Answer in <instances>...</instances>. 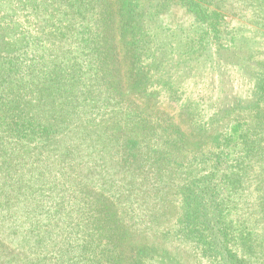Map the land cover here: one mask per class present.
I'll return each mask as SVG.
<instances>
[{"label": "trees", "instance_id": "obj_1", "mask_svg": "<svg viewBox=\"0 0 264 264\" xmlns=\"http://www.w3.org/2000/svg\"><path fill=\"white\" fill-rule=\"evenodd\" d=\"M173 1L184 4L200 25L165 27L162 14ZM225 18L214 0H0V153L17 157L0 158V180L3 175L9 178L8 171L20 176L0 181V237L6 233L10 241L7 251L1 250L35 254L42 245L48 248L53 231L63 225L71 231L54 234L61 237L60 264H122L126 235L110 211L116 207L115 195L94 197L98 178L89 177L108 168L111 174L120 173L118 187L128 196L124 208L130 212L124 223L132 224L136 204L146 207L144 201L134 203L138 196L151 198L153 206L148 207L156 213L160 195L174 190L181 213L173 239L192 242L209 264H251L248 258L264 254L259 228L235 217L240 215L236 201L245 196L259 162L256 156L264 159V19L263 31H258L235 28ZM247 42L254 50L249 52L263 59L254 61L257 58L248 55ZM120 46L127 56L122 63L129 68L126 88L121 61L113 55ZM244 57L254 66L256 78L247 101L233 94L236 69ZM133 71L135 78L141 77L136 83ZM136 89L154 103L148 109L153 112L143 109L136 115L131 97ZM163 101L188 114L198 131L230 118L206 144L208 157L202 162L210 165L207 172L182 177L197 159L176 161L186 138L170 123L174 116L164 115ZM119 112L122 119L117 118ZM50 135L53 142L46 139ZM34 142L53 147L48 157L61 164L88 157L92 168L71 187L77 189L66 187L72 173L65 166L48 172L38 150L36 155L25 150ZM58 144H64L61 157L53 153L59 151ZM26 187L29 195L20 197ZM10 192L16 193L15 206ZM50 193L53 216L45 217L42 225L33 221L38 215L34 213ZM8 224L15 229L8 231ZM70 237L87 239L75 256L69 252L73 246H67ZM13 240L18 245L12 246ZM28 259L25 256L24 263ZM154 261L169 264L144 251L135 252L130 264Z\"/></svg>", "mask_w": 264, "mask_h": 264}, {"label": "rangeland", "instance_id": "obj_2", "mask_svg": "<svg viewBox=\"0 0 264 264\" xmlns=\"http://www.w3.org/2000/svg\"><path fill=\"white\" fill-rule=\"evenodd\" d=\"M178 1H173L169 8L165 10V12L162 14L161 21L163 22V25L167 28H177L176 30H179L178 28L181 27H189L190 25H193L195 27L196 25H200V23L196 20L195 18L188 13V11L185 9L184 4H179L177 3ZM215 6L220 9L222 15H224L225 21L230 24V26H234L235 28H242V29H252V30H258V31H263V27L261 28L260 26L262 25V21L264 17L261 15L264 13V7H262V0H214ZM220 7V8H219ZM264 15V14H263ZM115 24V21H114ZM116 25V24H115ZM114 35H117L115 33ZM118 37V35H117ZM120 41L119 38L115 39V43L118 44ZM245 49L247 50L248 55H251L257 59L254 61H259L263 59V56H257L253 55V53L249 51H254L253 46H251L248 42L247 45L245 44ZM250 47V48H249ZM117 51V52H116ZM114 51L115 54V59L118 61H121L120 66H119V72L122 74V84L124 88L128 86V82L125 81L126 72H129L128 64L125 61H123V57L127 56L123 55V49L120 46L119 50L117 49ZM240 64L242 66H237L236 72L237 75L235 77V83L233 84V89H234V95L241 100H249L252 94V90L255 85V80L256 78L254 77L253 74V69L254 66L249 65L248 61L244 59L242 60ZM134 71L132 72V78L134 83L138 82V80L141 77H138L139 75L137 74L136 78L133 75ZM142 74V73H141ZM151 76H153L151 74ZM133 83V84H134ZM132 99H134V112L136 115L141 114L143 109H147L149 112H153L152 109L154 106V103L152 101L146 102V98L142 96L141 92L139 90H135L133 94L131 95ZM195 102V101H193ZM187 106L192 110V106H190V102H187ZM133 109V106H131ZM175 105H169L166 101H163V106H162V111L164 112V115H173L174 119L172 123L175 125L176 128H179L182 132L183 135L185 136V141L186 144L185 148H182V151L177 155L176 161H182L183 158L184 160L190 159L191 157H194L197 159V162L190 168L187 166L185 167L184 171L182 172L183 178H187L188 174L191 176L197 175V174H202L204 172H207L209 170V164L208 162L204 164L202 161L205 159L204 157H208L207 154L209 152L208 150V141L212 137V135L215 134V132H220L223 130L224 125L230 121V118H227L223 122L217 124L211 125H205L202 127V122L199 123V128L202 127L201 131H198L195 129L196 126H194L193 120L189 117L188 114H185L184 111H180L179 109H176ZM200 107L199 103L196 105V109ZM194 112V110H192ZM117 113V111L113 112L112 115ZM237 115H242L241 113H237ZM124 117V115L119 112L117 115V118ZM167 119L168 118H164ZM193 123V126L190 124V121ZM233 117L231 118V121H233ZM54 123V122H53ZM109 124V123H108ZM118 135V134H117ZM122 135V133H121ZM52 135L48 136L46 139L49 140ZM54 138V137H53ZM51 138V139H53ZM105 138V137H104ZM50 139V140H51ZM38 141V139H37ZM54 139L52 140V142ZM37 144V142L30 143L28 146V149H25L26 151H32L36 155V150H38V155L40 162L44 161L43 168L47 169L48 172L51 173H56L57 171H60L61 168L65 166V171L70 175L71 182L66 185L67 188L70 189H77V188H71L73 187L74 183H80V177L82 175L87 174V171L90 169L91 165L89 161H86L88 159L87 156L83 157L82 159L78 160H73L71 165H68L67 160L65 159L64 162L65 164H61V162L57 161L54 158H49L48 154L51 153L54 149L53 147L48 148H43L44 142L41 143V145H33ZM54 143H52L51 146ZM106 144V142H105ZM64 144H58L60 147L59 151L55 150L56 152H53L57 155L63 156L64 154L62 152V148ZM47 146V145H45ZM88 151V149H87ZM86 150L84 153L87 152ZM95 153V152H94ZM97 155V153H95ZM264 155V153H262ZM9 155V157L12 159L14 158L17 161L16 156H11V154H6ZM4 155V157H6ZM93 155V154H92ZM98 156V155H97ZM260 157V154L257 155ZM258 159L256 162H258L255 165V169L253 171V175L251 178L250 185L248 186V190L245 194V196L242 195V198H239L236 203H237V210L236 212H239V216H235L238 219H243L244 222L247 223V226L250 225L251 227L256 228L255 230L258 231L259 228V234L260 236H264V213L263 212V207H264V202H262L263 199V193L262 190L264 191V159L263 158H257ZM3 154L0 153V158L3 159ZM107 157V156H106ZM262 157V156H261ZM194 159V158H193ZM23 161V159H21ZM89 160V159H88ZM91 161H96V156L93 155ZM25 162L30 163L31 160L25 159ZM107 162V160H106ZM105 162V163H106ZM188 162V161H187ZM255 162V163H256ZM104 163V164H105ZM188 164V163H187ZM58 165L61 167L59 168ZM115 165V164H114ZM92 168V167H91ZM114 170L116 171L117 165H115ZM60 169V170H59ZM81 169V170H80ZM85 169V170H84ZM108 169V168H107ZM107 169L104 171H99L96 170V173H91L89 175L90 178L94 177L98 178L96 182L95 188L96 194H94V197H100L99 199H103L104 195L107 197L114 196L112 199L113 204H115L116 207L113 206L111 207V213L114 214V218L116 220V224L122 228L123 233L125 232L126 238L123 246V250L125 253V259L122 264H130L131 259L133 258V254L137 251H144L146 253H154L155 255H160L161 257H164L169 264H209L207 260L202 258L196 251V249L193 246V243L190 241H185V240H179V239H173L174 237L172 234H174V230L178 226V221H179V216L181 213L180 210V205L178 202L179 198H175L176 194L174 193V190H170L169 192H163L162 195H160L159 201L157 202L158 206L156 207V213L155 212H150L151 208L150 206H153L151 203V198L142 199L140 196H138L139 199L134 200V203L142 202L144 201V205L146 207L144 208H138L136 204L134 213L131 212V217L133 218L132 224H126L124 223V220L126 217H124L130 210H126V207L124 208L125 203H128V196L126 195L125 192H123L118 186L120 185L119 183H122V179H119L117 177L120 176V173H114L112 171V174L110 172H107ZM12 170V169H11ZM4 173V171L2 170ZM2 173V174H3ZM9 178L6 176H2L1 180H7L11 179V182L14 179H18L17 174L13 173L12 171H8ZM192 173V174H191ZM53 175V174H52ZM20 177V176H19ZM27 176H23V179L26 178ZM0 180V181H1ZM64 181V179L62 178ZM263 181L259 183V181ZM62 181V182H63ZM10 182V184H11ZM9 183V182H8ZM31 185V184H30ZM89 186V189L90 190ZM88 194V191H86ZM90 193V192H89ZM95 193V192H94ZM21 195L20 197H26L28 194L27 187L25 189L22 188L21 190ZM26 194V195H25ZM151 194V193H150ZM10 199H11V205L15 206L19 202H17V196L15 192H10ZM25 195V196H24ZM43 199L48 197L49 199H46L45 201H41V205L39 206V209L35 211L34 214H38L35 219L36 222L39 221L40 224L43 225L44 218L47 217L49 214V217H52V212L48 210V207L50 205V202L52 201V193L46 195L40 194ZM110 195V196H109ZM86 196V195H85ZM137 201V202H136ZM17 202V203H16ZM149 206V207H148ZM34 209V208H33ZM46 211L48 214L45 215L43 212ZM54 211V209L52 210ZM153 215V216H152ZM104 216V215H102ZM153 217V218H152ZM155 217V218H154ZM60 218L58 215L56 216V219ZM109 219V218H108ZM32 223V220L30 221ZM55 223V222H54ZM5 224V223H4ZM62 222H59L58 225H61ZM9 229L8 231H13L15 228L13 225L8 224ZM104 226L107 227V225L104 223ZM59 229L65 231L66 234H68L71 230L67 227L64 228L63 225H61L59 228H56V231H53L52 233V238L50 240V245L48 244V248L45 245H42L38 248V251L35 252V254H27L26 251L23 253H16L15 255H10L9 253L1 250L5 249L6 243H9L10 241L6 239V233L3 235L4 237H0V264H60L57 256V252L61 251V237L58 235L54 237V234L57 233L59 234ZM23 231L26 229H22ZM139 230L141 231L140 234L134 235V231ZM69 231V232H68ZM92 230H89V233H91ZM173 232V233H172ZM37 233V232H36ZM89 233H85L84 235H87ZM164 233H169L168 236H165ZM172 233V234H171ZM257 233V232H256ZM132 236H131V235ZM171 234V235H170ZM258 234V233H257ZM124 235V234H123ZM35 237V236H34ZM33 237V238H34ZM181 238V237H178ZM71 240L73 242L71 243ZM85 240L81 239H75L74 238H69L67 241V246H73L71 252V256H75L77 247L79 245L84 244ZM19 241V239H18ZM17 240L12 241V246L18 245ZM20 242V241H19ZM47 248V249H46ZM6 250V249H5ZM7 251V250H6ZM27 256L29 257L28 261L25 262L24 257ZM251 264H264V254H258L251 256L248 258ZM16 263H15V262ZM18 261V262H17ZM154 263L159 264L160 261H154Z\"/></svg>", "mask_w": 264, "mask_h": 264}]
</instances>
